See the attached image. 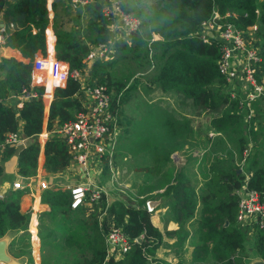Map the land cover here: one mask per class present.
<instances>
[{
    "label": "trees",
    "instance_id": "trees-1",
    "mask_svg": "<svg viewBox=\"0 0 264 264\" xmlns=\"http://www.w3.org/2000/svg\"><path fill=\"white\" fill-rule=\"evenodd\" d=\"M104 2L106 0H87L84 8L90 12V17L86 25L79 30H69L58 20L56 0L52 1L54 14L51 19L47 0H0V15L4 12L6 18L17 22L15 28L8 31L6 43L19 50L23 57H0V142L11 131H20L26 136H34L42 131L44 100L47 104L52 86L50 84L44 93L43 85L32 84V64L37 52L45 54L47 41L52 47L54 38L55 56L67 64L68 75L62 86L53 89L46 128L50 130L55 124L74 118L75 112L82 108L78 98L82 83L73 72L85 74L89 44L97 45L109 39L107 19L102 12ZM131 3V0L121 1L125 10H136L140 14L141 32L133 33L131 46L124 40L115 39L114 50L127 53L132 48L134 57L146 61L144 66L139 67L143 69L140 70L143 74L146 73L150 86L156 85L163 95H173L180 105H192L189 106L191 109L208 111L206 121L215 131H220L210 136L215 137L211 139L212 144L220 148L223 138L232 134L238 141L235 151L237 161L231 148L226 147L227 154L224 155L214 152V159L208 168L201 165L206 171L205 180L196 187L193 174L197 170L186 168L185 163L175 165L171 156L175 148L187 147L186 137L195 133L191 118L182 114L180 108L174 107L173 120L169 124L173 131H179L185 141L179 146L164 141L169 145L165 147L164 142L153 140L155 144L149 151L146 150V157L155 161L154 170L160 174L156 184L163 188L157 195L161 196L162 205L171 207L170 218L178 227L162 230L152 219L153 213L146 209L145 198L138 195L135 201H127L102 193L97 200L91 201V209L84 212V205H71V189L56 181L55 185L41 191V201L48 203L50 209L37 216L40 241L48 243L50 259H54L52 264H170L156 255L157 248L169 246L175 249L193 237H196L193 261L203 258L199 253L203 251L219 264H243L248 255L245 245L264 259V222L259 224L256 221L249 233L236 220L239 199L236 189L247 171H251V174L246 185L258 190L260 198L264 200V163L261 162V153H250L255 146L254 138H258V135L261 137L258 115L261 121L264 100L254 101V118L247 120L243 117L244 110L237 99L231 98L228 82L218 68L221 41L213 38L205 41L198 32L199 25L210 18L217 23L232 22L242 28L256 24L261 47L259 64L264 74V0H164L161 5H155L145 13L143 8L137 5L133 7ZM50 21L52 28L48 26ZM111 59L96 58L85 75L90 83L96 80L107 84L111 107L120 113L127 81L110 69L115 61ZM121 63L125 64L124 59ZM135 84H131V87ZM23 89H32L36 96L24 99L20 106L6 101L12 91L20 94ZM170 118L171 115L162 116L156 121L163 125ZM254 119L258 121L256 127L253 125ZM176 120H180V123H176ZM39 152L37 141L20 147L8 145L2 161L16 154V172L31 175L36 173ZM212 152L211 149L210 154ZM43 154L42 166L49 173L63 170L71 160L65 140L56 134L46 138ZM2 161L1 183L5 179ZM22 193L24 189L12 188L5 196H0V238L11 231L16 233L13 241L30 237L27 229L30 212L22 209L19 202ZM46 219L52 222L51 232L44 231ZM31 223H35L34 216ZM112 223L120 227L128 239L126 250L118 257L107 250L106 239ZM170 235L174 236L171 243L165 239ZM139 237L141 240H138ZM59 242L69 248V252L56 251ZM77 250L83 253L72 257Z\"/></svg>",
    "mask_w": 264,
    "mask_h": 264
},
{
    "label": "rangeland",
    "instance_id": "rangeland-1",
    "mask_svg": "<svg viewBox=\"0 0 264 264\" xmlns=\"http://www.w3.org/2000/svg\"><path fill=\"white\" fill-rule=\"evenodd\" d=\"M131 2L133 7L137 5V7L143 8L145 13L148 12L153 6L161 5L164 0H131ZM84 4L85 3L77 2L74 5L71 0H67L66 7L65 9H63L61 2L57 0L56 7L59 12L58 20L65 27H70L78 23L81 24L86 22L87 20L85 19V15L83 14ZM47 6L49 17L52 18V13L54 14V10L52 9L51 0H47ZM131 11L135 15L140 17V14L137 13L136 10ZM140 30L139 32H141ZM235 39L237 41H242L243 37L241 35H237ZM258 40L259 37L255 34L250 37V42L257 45L259 51H261V47L258 45ZM126 42L130 46L132 45L131 39ZM113 45L116 47V44ZM124 52L125 53H123V51H118L117 49L114 50V48L112 47L110 55L108 57L112 58L111 60L115 59L114 63L110 66V69L113 71L115 70L116 76H121L124 80L127 81V91H125L124 93L123 102L120 103V106L122 107L121 112L119 113V110L115 109V117L117 120L116 126L118 128V132L116 134L115 148L113 151L111 162L108 163L106 160L97 156V153L93 149V144L89 145V163H91L93 160H96L95 165L91 168L94 180L97 181L99 194L95 199L97 200L100 195L104 193L108 197L114 196L116 198L125 199L127 201H135V196L137 197L138 195L140 198H145V205L148 200L154 201L152 213L157 215V209L159 207L165 206L158 204L159 201L161 202V196L157 194L158 191L162 190L163 188H159V186L156 184V182H158V179H160L159 177L157 178V176H160V174L159 172H155L154 170L155 167L153 166V163L155 161H152L151 159H149V157H146V150L149 151L150 147L155 144L153 140H158L157 143H163L164 141L168 143L172 142L173 144H175V146H179L183 141H185V138L180 136L179 131H173L169 124V122L173 120L172 113L174 107L180 108L182 110V114H184L188 118H191L192 125L195 127V133H192V135L189 134L186 137L187 147L179 146L178 148H175L171 156L174 160L175 165L185 163L186 168L197 170V172H194L193 174V180L196 187L201 186L204 182V174L206 173L205 169H207L212 162V158L214 159V152H218L224 155L227 154L226 147L231 148L233 150V157L235 161H237L235 157V151L238 148V141L236 137L230 134V136H226L225 138H223L224 141L222 142L221 146L219 145L220 148H217L216 144L213 145L211 139L214 140L215 137L211 138L209 135L207 136V134H209V132H214L216 129L208 121H206L207 116H209L208 111L204 112L196 108L191 109L189 106L192 105H180V101L175 100V97H173V95H163L160 88H158L156 85L150 86L151 83H149V80L146 77V73L143 74L140 71L143 69L139 67V65H145V59L134 57L132 55V48L129 52ZM123 59L125 64L121 63ZM131 84L135 85L131 87ZM229 86H232V84H229L228 87ZM186 100V102H189V99ZM170 115L171 118L165 121L163 125L159 124L156 121L160 120L162 116ZM180 120H176L175 122L179 124ZM258 120L259 125L261 123V137L260 135H258V138H254L255 146L252 147L250 153L252 154L254 151H256L257 155L261 153V162L264 163V112L261 114V121L259 115ZM171 126L174 128V125ZM170 129L171 132L169 133L168 131ZM159 130L160 133L157 134ZM42 133L43 131H41L40 135H38L34 139L32 137L29 139L27 138L22 144L17 145V147L25 145L31 140H38L37 142L40 146V152L38 156V165L36 171L40 170L43 174L45 169L42 166L44 158L42 150L46 139L43 141V144L41 146L39 139L41 138ZM107 135L101 138V141L105 142L106 147L109 146V144L107 143L109 141ZM166 142H164V146L168 147L169 145ZM211 149L213 151L212 154H210ZM238 163L241 165V161H239ZM201 165H206V168H201ZM243 165L244 164H242V166ZM77 167L74 166V168H70L68 167V165L65 166L67 173L64 172L63 177L64 179H68V184L70 185L73 184V181H71L72 177L70 171L75 172L73 174L74 181L76 180V176L78 178L80 177L76 171ZM4 172L6 173L5 167ZM248 172L249 171H247L246 173ZM80 174L83 179H86V174L83 171H80ZM62 185L64 187H67V184ZM10 187H8L9 189H7V187L3 189L0 182V193L3 194L1 197L5 196L7 191L13 188ZM26 190L27 189H24V191ZM23 194H25V192ZM85 203L86 200H84V202H82L80 206L84 205L83 211L88 212L91 209V205ZM30 209L31 207L28 205L25 210ZM164 218L165 217H163V219ZM152 219L155 220L154 215L152 216ZM168 219L169 220L166 221L165 227L172 229L177 228V225L174 223L175 221L173 222V220L170 218V215ZM164 223L165 221L162 222V220H159L157 225L163 227ZM51 226L52 222L46 219L43 226L44 231L51 232L53 230ZM112 226L113 223L109 227V230ZM30 229H34L35 231V223H31ZM15 235V231H11L7 235L3 236L9 241L8 250L13 257V261H0L2 264H52V261L54 259H50V252L47 251L48 243H45L42 240L40 241L38 231L37 234H35L34 239L32 237L26 239L16 238V241H13ZM195 240L196 237L188 239L180 247H176L175 249L173 248L171 251L167 250L166 252H169L168 254L163 252V255L167 257V259L169 258L171 260L170 264H177L173 259L174 255L176 257L178 255L181 258L187 257L189 261H193L192 250L196 242ZM185 246L186 250L184 249ZM244 247L247 248L249 257L256 256L255 251L250 250L249 246L245 245ZM161 248L162 247H160V249ZM55 250H65V253L69 252V248H67L62 242L57 243ZM112 252L119 254L116 248H113ZM202 252L203 251H200L199 253L200 255H203V258L193 261L192 264H219L213 262L209 256L203 254ZM81 253H83L81 250H77L72 257L79 256L81 255ZM250 262L248 264H250Z\"/></svg>",
    "mask_w": 264,
    "mask_h": 264
},
{
    "label": "built area",
    "instance_id": "built-area-1",
    "mask_svg": "<svg viewBox=\"0 0 264 264\" xmlns=\"http://www.w3.org/2000/svg\"><path fill=\"white\" fill-rule=\"evenodd\" d=\"M71 2L75 5L77 2L86 3L87 0H71ZM102 12L107 19L106 26L109 32V39L97 45L89 44L90 49L85 56V74H88L89 66L96 58L109 59L112 47L115 49L113 46L115 39L128 41L133 33L139 31L142 27L141 18L132 11L125 10L122 7L121 0H106L102 7ZM13 28H15L14 21L7 23L0 19V48L5 49L8 47L6 35ZM257 30L256 24L242 28L237 27L232 22L217 23L213 18L203 21L198 27V32L203 40L208 41L213 38L221 41L218 68L227 80L228 85L232 84V86L228 87L230 96L239 101L241 109L244 110L243 117L247 120L254 118L256 115L253 105L254 101L257 99L264 100V74L259 64L260 51L257 45L250 42V37L253 34L257 35ZM237 35H241L243 40L237 41L235 39ZM32 66L33 84H44L45 87L51 84L52 88H54L55 86L63 85L68 75L66 64L57 59L50 50L46 54H36ZM73 74L82 83L80 90L84 97L79 99L81 101L87 100L88 103L83 104L82 108L75 112L74 118L61 124H55L50 130L45 126V117L43 129L46 128L48 130L46 133L47 137L50 134H56L65 140L67 150L71 156L68 167L78 166V170L76 168L77 173L83 171L86 174V179H83L80 174L79 178L81 179L76 176L74 181L73 174L75 172L70 171L73 184L67 183V187L71 189V205L77 206L84 200H86V204H90L99 195L97 181L94 180L91 169L95 165L96 160L89 163V145L93 144V149L97 156L110 163L118 128L116 126V112L111 107V96L107 84L96 80L90 83L85 74L76 71ZM19 96L24 100L35 97L36 93L32 89H23ZM22 101L15 104L20 106ZM253 125L256 127L255 119ZM216 133L209 132V135L213 136ZM106 135L109 138L108 147H106L105 142L101 141V138ZM29 137L31 136L23 135L20 131L9 132L4 141L0 142V161L4 156L6 146L20 145ZM244 153H247V151L244 150ZM49 185V181L37 171L31 175H20L11 183L13 188L30 190L32 195H34L36 187L44 189L49 187ZM236 192L239 194L236 214L237 222L244 227H251L256 221L262 224L264 222V200L260 198L258 190L248 188L245 183H242L236 189ZM2 195L0 193V196ZM153 202L148 200L145 205L150 212L153 211ZM35 234H37L36 219L35 231L31 230L33 239ZM106 241L108 253L115 257H118L127 248V237L120 227L115 225L110 228ZM113 248H116L119 254L112 252Z\"/></svg>",
    "mask_w": 264,
    "mask_h": 264
},
{
    "label": "crops",
    "instance_id": "crops-1",
    "mask_svg": "<svg viewBox=\"0 0 264 264\" xmlns=\"http://www.w3.org/2000/svg\"><path fill=\"white\" fill-rule=\"evenodd\" d=\"M9 1H13V0H9ZM52 1L53 0H51V4H52ZM57 1V0H56ZM58 1H60L61 2V5L65 8L66 7V1L67 0H58ZM107 1H110V0H107ZM122 1V0H121ZM68 8H69V5H68ZM83 8H84V6H83ZM82 8V9H83ZM83 14L85 15V19L87 20L89 17H90V12L89 11H87L85 8H84V12H83ZM52 16H53V13H52ZM0 19H2V20H4L5 22H7V23H9L10 21H14L15 22V24H17V22L15 21V20H11V19H8V18H6V16H5V13L4 12H2L1 13V15H0ZM51 19V18H50ZM87 22V21H86ZM86 22H84V23H78V24H75V25H72V26H70V27H65L66 29H69V30H71V29H74V30H79V29H81V28H83L85 25H86ZM50 27H51V24L49 25ZM52 28V27H51ZM82 38V37H81ZM55 39V38H54ZM54 39H53V43L52 44H54ZM122 40V39H121ZM53 51H54V48H53ZM2 56H15L16 58H18V59H23V57H22V55H21V53H20V51L19 50H17V49H15V48H13V47H10V46H8V47H6L5 49H2V48H0V57H2ZM48 87V86H47ZM52 92H53V90H51V97H52ZM20 94H17V93H15L14 91H12V93L6 98V101L8 102V103H17V102H20V101H22L23 100V98L22 97H20L19 96ZM51 97L49 98V100H48V103L46 104V102H45V100H44V104L46 105L45 106V117H46V115H47V111H48V105H49V102H50V100H51ZM81 97H84L83 96V93H82V91H81V93H78V98H81ZM31 98V97H30ZM43 99H45L44 97H43ZM82 102V105L83 104H86V103H88V101L87 100H84V101H81ZM42 131H43V134L41 135V138L39 139L40 140V144H41V146H42V144H43V141L47 138V129L46 128H42ZM38 135H40V133L39 134H37V135H34V136H31L33 139L34 138H36ZM31 137H29V138H31ZM28 138V139H29ZM31 141H35V140H31ZM38 141V140H37ZM41 150H42V147H41ZM43 151V150H42ZM16 162H17V155L16 154H14V155H12L9 159H7V160H5V161H3V166L5 167V169H6V173H4V175H5V179L2 181V183H1V186H2V188L4 189L5 187H7V189H8V187H10L11 186V183L13 182V181H15V179L16 178H18L19 176H20V174H18L17 172H16ZM74 168V167H73ZM77 170H78V167H77ZM64 172H66L67 173V170H66V168L63 170V171H59V172H56V173H49V172H47V171H44L43 172V174L41 173V171L40 170H37V173H41L48 181H49V183H50V185H55L56 184V181H60V182H62V184H67V183H69L68 182V179H64V177H63V175H64ZM249 172H251V171H249ZM78 175H80V173H78ZM12 177V178H11ZM49 185V186H50ZM47 188V187H46ZM45 189V188H44ZM43 189H40V188H38V187H36L35 188V190H34V195H32L31 193H30V190L28 191V189L26 190V191H24L25 192V194H21L20 195V200H19V202H20V205H21V207L25 210L27 207H28V205L31 207V209L30 210H28L30 213H31V215H30V217H35V219L37 220V223H38V219H37V216H38V214L39 213H41V212H43V211H47V210H49L50 209V206L48 205V203H46V202H43V201H41V191H42ZM25 195H29L28 197L27 196H25ZM32 200V201H31ZM159 205H162L161 203H160V201H159V203H158ZM88 205H90V204H88ZM170 213H171V208L170 207H168V206H162V207H159L158 209H157V215H155V214H153L154 216H155V223L156 224H158V222H159V220H162V222L163 221H165V223L163 224V227H160L162 230H165V229H169V230H171L172 228H167V227H165L166 226V221H168L169 219H168V217H169V215H170ZM163 217H165L164 219H163ZM174 222V221H173ZM177 226L176 227H178V224L176 223V222H174ZM164 228V229H163ZM173 229H175V228H173ZM249 233H251V232H249ZM165 239L169 242V243H171L172 241H173V239H174V236L173 235H170V236H166L165 237ZM160 247H162L161 249H160ZM159 248H157V251H156V255L157 256H159V257H162V258H164V259H166L168 262H170L171 260L168 258L167 259V257H165L164 255H163V252H165V253H169V252H166L167 250L169 251H171L173 248L172 247H165V246H160ZM184 249L186 250V246L184 247ZM177 258V259H176ZM246 258H248L247 259V261H246V263H243V264H248L250 261H251V259H252V261L255 259V257H249V255H247V257ZM257 258V257H256ZM174 260H175V262L177 263V264H190V263H192V261H189V259L186 257V258H184V259H182V258H180L178 255H177V257L174 255V258H173ZM189 261V262H188ZM252 261L250 262V264L252 263ZM174 262V263H175ZM1 263V262H0ZM2 264V263H1Z\"/></svg>",
    "mask_w": 264,
    "mask_h": 264
},
{
    "label": "clouds",
    "instance_id": "clouds-1",
    "mask_svg": "<svg viewBox=\"0 0 264 264\" xmlns=\"http://www.w3.org/2000/svg\"><path fill=\"white\" fill-rule=\"evenodd\" d=\"M48 7V6H47ZM49 15V14H48ZM51 24V21L49 22V25ZM48 25V26H49ZM15 26H16V24H15ZM47 26V27H48ZM47 27H46V29H47ZM51 27H52V25H51ZM52 31H53V29H52ZM54 33V32H53ZM46 38H47V30H46ZM55 40V39H54ZM53 45L54 44H52V50H51V48H50V46H49V44H48V41H47V49H46V52L48 51V50H50V51H52L54 54H55V52L53 51ZM46 52H45V54H46ZM36 54H42L41 52H37ZM56 57V56H55ZM57 58V57H56ZM58 59V58H57ZM63 62V61H62ZM65 63V62H64ZM66 64V63H65ZM66 66H67V64H66ZM32 82H33V68H32ZM65 83V82H64ZM33 84V83H32ZM39 85H43L44 86V93H45V88H47V87H45V85L44 84H39ZM58 86H62V85H58ZM56 87V86H55ZM54 87V88H55ZM54 88H52L51 90H53ZM44 93H43V97H44ZM46 106V105H45ZM256 123H258V121H256ZM214 132H217L216 134H219L220 133V131H214ZM215 134V135H216ZM209 135V134H208ZM210 136V135H209ZM240 170V169H239ZM250 174H251V172H248V173H246L245 174V178L242 180V182H241V185H242V183H245L246 184V181H247V179H248V177L250 176ZM240 185V186H241ZM239 186V187H240ZM247 186V185H246ZM248 187V186H247ZM248 188H250V187H248ZM255 189V188H254ZM32 219H33V217H30V219H29V224H28V231L30 232V237H31V230H30V223H31V221H32ZM239 223V222H238ZM38 224V223H37ZM240 225V224H239ZM241 226V225H240ZM241 227H243L245 230H247L248 229V232H251L252 231V227H244V226H241ZM38 230V229H37ZM261 258V257H259L257 254H256V256H255V258ZM247 259L248 258H246V260H245V262L244 263H246V261H247ZM262 259V258H261ZM264 260V259H263Z\"/></svg>",
    "mask_w": 264,
    "mask_h": 264
},
{
    "label": "water",
    "instance_id": "water-1",
    "mask_svg": "<svg viewBox=\"0 0 264 264\" xmlns=\"http://www.w3.org/2000/svg\"><path fill=\"white\" fill-rule=\"evenodd\" d=\"M141 240V237L138 238ZM9 241L5 237L0 238V261L1 262H12L13 257L8 250ZM251 264H264V260L261 258H255Z\"/></svg>",
    "mask_w": 264,
    "mask_h": 264
}]
</instances>
